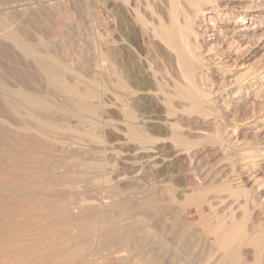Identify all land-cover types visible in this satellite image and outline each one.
Instances as JSON below:
<instances>
[{
  "label": "bare ground",
  "instance_id": "1",
  "mask_svg": "<svg viewBox=\"0 0 264 264\" xmlns=\"http://www.w3.org/2000/svg\"><path fill=\"white\" fill-rule=\"evenodd\" d=\"M0 58V264H264V0H0Z\"/></svg>",
  "mask_w": 264,
  "mask_h": 264
},
{
  "label": "rangeland",
  "instance_id": "2",
  "mask_svg": "<svg viewBox=\"0 0 264 264\" xmlns=\"http://www.w3.org/2000/svg\"><path fill=\"white\" fill-rule=\"evenodd\" d=\"M81 14V15H80ZM84 16V17H83ZM85 16L86 15H83V12L82 13H78V21H77V24L76 23H71V26L69 25V27L68 26H64L63 28H62V33H63V35L65 34V41H64V46L66 47V48H68L69 47V45H70V41H69V39H66V37L69 35V34H72L71 35V40L73 41V47L76 45L77 46V44H76V42H78L79 43V41L81 42L80 44H82V46H83V44H84V41H83V39H84V31L88 28V25H89V23H88V19L87 18H85ZM80 18V19H79ZM81 23V24H80ZM80 25V26H79ZM82 26V27H81ZM87 26V27H86ZM36 29H38V26H34ZM34 27H32V30L34 31H36V29L34 28ZM71 27V28H70ZM77 28V30L75 29V28ZM81 27V28H80ZM86 27V28H85ZM83 29V30H82ZM75 30V31H74ZM88 30V29H87ZM83 31V32H82ZM71 32V33H70ZM77 32V33H76ZM79 32V33H78ZM86 32V31H85ZM75 40H77V41H75ZM75 41V42H74ZM67 42V43H66ZM68 42H69V44H68ZM59 45H57L56 47H58ZM58 50V49H57ZM71 52H72V48H70L69 47V49L67 50V52H63V54L60 52V49H59V51H57V54H58V56L61 58V60L62 61H64V62H69V60H70V57H71ZM69 57V58H68ZM3 62H2V61ZM0 68L2 69V70H5L4 72L6 73V71L7 72H11L12 70H14V69H12V68H10V67H7L6 66V64H5V61L2 59V58H0ZM3 65H5V66H3ZM5 67V68H4ZM11 70V71H10ZM83 73H84V70L82 69L81 70ZM17 72H19L18 70H16V73ZM21 71L19 72V73H17V74H19V79L21 80V78H23L22 80L24 81V83H26L27 81V79H26V77L25 76H27L28 74L27 73H24V72H22L21 74ZM22 74L24 75V76H22ZM26 74V75H25ZM9 75V74H8ZM29 77L31 78V80H35V82H37V79H35L34 78V75L32 76L31 74H29ZM25 79V80H24ZM21 80V81H22ZM10 81V80H9ZM8 81V82H9ZM22 81V82H23ZM9 83H11V81L9 82ZM28 83V82H27ZM26 83V84H27ZM35 84H33V86H34ZM32 86V87H33ZM42 89L44 88L43 86L41 87ZM247 113H249V111L248 110H244V111H242L241 113H240V115L239 116H241V115H244V114H247ZM264 139V138H263ZM87 159V160H86ZM89 159H91V160H89ZM100 159H101V157L100 156H95V157H93V156H88L87 158H82V162L83 163H87L88 161L90 162V161H92L93 160V163L94 162H99L100 161ZM88 162V163H89ZM90 163H92V162H90ZM77 167H78V169H77ZM77 167H76V171H78V173L81 175L82 174V170L80 169L81 168V166L80 165H77ZM81 171V172H80ZM98 171H95V175L97 174V176H99V175H102L103 174V172L102 171H100L99 170V172H101V173H97ZM106 172H108V170H106ZM78 179V178H77ZM79 179H81V180H79ZM78 179V181H83L84 179H86V177H82V178H79ZM83 179V180H82ZM81 186V187H80ZM80 186H78V187H76V188H73V189H70L69 190V197L68 198H70L71 200L72 199H74L73 201H76V200H79V199H83V198H85V197H89V195L90 196H94V194L96 195V192L94 193V191L95 190H93V189H91V187L90 188H85L84 186V184L82 185V183H80ZM80 188V189H79ZM79 189V190H78ZM95 189V188H94ZM66 190H68V189H66ZM65 190V191H66ZM86 191V192H88V193H85V192H83V191ZM89 190H91V192L89 191ZM73 191V192H72ZM70 195H72V196H70ZM98 197H99V195H98ZM224 201V200H223ZM241 201V200H240ZM225 203V204H224ZM228 203H230V204H228ZM232 203V204H231ZM262 204H261V207L260 208H256L255 209V212H254V216L255 217H257V219H259V223H260V225H263L264 226V218L262 217V215L264 216V201L263 202H261ZM212 204H214L215 205V207H214V205H213V207L217 210V211H219L220 212V214L221 213H225V211L228 209V207L230 206V207H232V208H236V203L234 202L233 203V200L231 199V198H225V202H223V203H221V202H213ZM223 206H222V205ZM232 205V206H231ZM220 207V208H219ZM259 209V210H258ZM223 211V212H221V211ZM257 210V211H256ZM260 211V212H259ZM261 213V214H260ZM259 216H260V218H259ZM262 217V218H261ZM99 261H101V263L102 262H104V261H102V260H99ZM98 261V263L100 264V262ZM102 264H104V263H102Z\"/></svg>",
  "mask_w": 264,
  "mask_h": 264
}]
</instances>
